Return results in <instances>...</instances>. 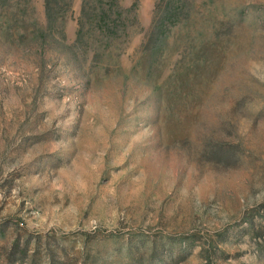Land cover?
Instances as JSON below:
<instances>
[{"label":"rangeland","instance_id":"rangeland-1","mask_svg":"<svg viewBox=\"0 0 264 264\" xmlns=\"http://www.w3.org/2000/svg\"><path fill=\"white\" fill-rule=\"evenodd\" d=\"M0 3V264H264V0Z\"/></svg>","mask_w":264,"mask_h":264},{"label":"trees","instance_id":"trees-1","mask_svg":"<svg viewBox=\"0 0 264 264\" xmlns=\"http://www.w3.org/2000/svg\"><path fill=\"white\" fill-rule=\"evenodd\" d=\"M3 0H0V3ZM72 0H45V14L48 28L60 21L66 20V15L71 8ZM193 3L189 0H165V5L159 15L158 21L153 25L148 46L152 47L155 40L163 42L166 38V31L187 22L190 19V10ZM122 11L118 8L116 0H82L81 17L79 26L81 32L84 26L96 29L107 39H114L121 32ZM159 43L153 45L158 48Z\"/></svg>","mask_w":264,"mask_h":264}]
</instances>
